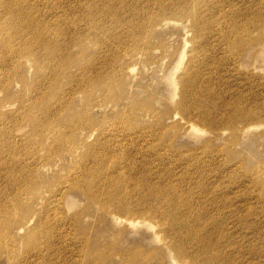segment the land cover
I'll return each instance as SVG.
<instances>
[{"label":"rangeland","instance_id":"obj_1","mask_svg":"<svg viewBox=\"0 0 264 264\" xmlns=\"http://www.w3.org/2000/svg\"><path fill=\"white\" fill-rule=\"evenodd\" d=\"M82 1L81 0H22L21 2V0H0V10L3 9L2 11H11L13 9H16L20 3L21 4L23 3L22 4L23 6H25L24 4H26V6H28L27 8L29 11L34 10L33 13L36 15L37 18L44 19L50 23L52 30L54 29V32L58 33V36H56V38L58 39L59 36L64 33V31L67 32V37L69 35L73 36L70 44L72 45L70 47V53H69L70 56L68 57L70 62L67 65V67L63 69V70L66 69L69 70L70 75L67 78L65 77L59 78V76L53 78L52 81L54 83L57 84L59 82L60 84L61 83L63 84L62 86H59V89L61 88V90L59 89L56 90L57 93L55 98L53 99V103L49 104L51 105L50 110H48V107L46 105L40 102L41 100L36 101L38 100L37 98L39 97L38 95L39 93L37 94L36 92L38 91L40 85L39 82L35 81L34 79L35 70L29 71L28 68L25 66L23 69L20 70L19 74H13L12 73L14 69L13 65L16 62V58L12 56V54L14 55V53L7 52V54H10L7 55L5 52L6 54L5 59L7 60V64L5 65L6 69L0 70V80H5V82L8 83L9 75H11L12 79L11 78L10 79L12 81L10 82L11 84L8 83L9 87H6V89L7 88L9 89L7 91L0 90V98L4 99L3 101H1L3 102V105L0 104V113L2 110L3 112H7V113L11 111L12 112L15 111L14 114L16 116L13 119H8V120L0 119V142L5 143L6 140H11L12 142V139L18 141L19 143L22 142L24 148H21L19 146L17 148L19 152L22 151L33 152L34 148L36 147L37 148L40 147L43 150L48 149L44 145L46 141L45 136L53 128L47 130V129H43L42 127L39 131H36L38 128L35 125L36 117L32 119L33 114H30L29 116L24 114V116H21L22 113L18 112L19 111L18 108L22 103L21 101L25 102L23 103V105L25 106L30 105L31 109L33 108L32 112L37 111L38 109L37 106L41 105L42 109L51 111V113L48 114V116L51 119L54 118L53 122L60 123L64 126H66L67 124L69 125L72 122H75L76 116L79 113H83L85 116L88 117L85 118L89 120L86 123L83 124L80 123V125H87L91 127L95 126V128H98L99 131L101 128V132L103 133L101 134L102 138L100 140L102 141V143L105 141L107 146L108 144L112 145V147H110L111 151L109 152V154L115 159L114 158H113L114 160L112 159V162H110L111 165L108 169H109V173L110 172L113 173L110 174L111 177H109V179L107 178V176L105 178L104 176L106 175L105 174L106 171L102 169L101 166L97 167L99 169L101 168L102 170L101 169H100L101 171L98 170V173L96 174L97 179L95 178L91 185L92 193L94 195L90 197L87 195V192L85 191L88 187L87 179L89 178L90 180L92 176L87 177L86 175L83 174V172H81L80 175L75 180L76 185H79L80 183L81 185H79L74 189L69 190L70 192L69 196L71 198V202L66 204V198H63L61 195L66 190V184L63 181L68 180L69 177L67 178V175L69 174V169H72L71 177L74 173L80 172L82 170H80L79 167L78 168L74 167L76 162L71 158L68 157L65 159L62 158L60 160V166L55 168L47 167L45 168V171L41 170L40 171L41 173H39L38 175L39 178L37 180H36V176H32V175L28 176L26 180H21L19 178H16L14 180L13 179L2 180L0 178V191H1L0 199L9 200L10 198L18 197V196H21L23 198V193L25 197L27 195L29 196L32 194L33 190L29 193L27 192L33 187H35L36 182H39V185H41L42 192H46V190L50 188H55L56 190L60 189L56 193V197H55L56 198L55 202L57 200L59 201V208L56 210V214L62 219V221L63 219L69 221L70 224L69 230L68 232L65 230L66 225H63L61 220L54 221L56 224L58 223L57 225L54 226L56 228L57 226H59V228L56 229V233L61 230V233L65 235L62 236L61 238L58 237L57 238L58 240L56 239L57 241L55 242L52 241L53 244L46 242L47 241L46 239L41 240V245L43 246V248H46L47 246L51 245L49 250L50 251L52 250L51 251L52 253L55 254L58 251V249L61 251L60 256L59 254L57 255V257L59 256L58 258L61 261L59 259H58V262L60 261L59 263L57 261L56 262L53 261L54 264H61V263L64 264L68 259L69 261H67L65 264H70V262L72 264H81V258L83 256L85 257L86 260L85 264H99V263L101 264L103 260H104L103 261L104 264H127V261L131 262L135 260L138 261L141 260L142 262L144 261L146 262V264H161L159 260L164 261L163 264H173L171 258L167 255L166 252H164L165 249L168 248L164 247L161 241V238H164L167 235L171 237V235H169L166 231L161 233L159 227L149 229L148 227L143 226L141 224H138V226L133 227L125 222L128 217H135V216H142V218H148L152 222H155L158 219H156L154 216H150L149 213L139 215L137 213L127 214L124 212H118L112 204L111 205L107 204L109 202L107 196H105V198L104 197L102 198L104 191H102L101 188H103L104 190L106 189L105 192L110 191L114 187V184L115 183L118 184L117 181L121 180V178H123L125 175V177L122 179V183L120 184L122 186L121 187L122 190H120V192L118 193V197H122V195H125L128 192H130V188H131L132 190L131 195L134 196L131 197H133L134 200H139L141 196L140 199L144 198V200L148 201L149 197L151 200V195L149 194L148 189L146 188L149 187L151 184L152 185L161 184L160 186H165L164 188H168V189H171L172 186L177 184L180 187L179 188L180 194L184 197V199L188 196V194H189L188 196L189 198L187 197V200L190 199L192 200V198L194 199L195 197V199L192 200L193 203L195 204L194 205L195 208L191 212L190 216L196 218L197 214L199 213V209L203 206L199 198L200 195L199 196L196 195L195 194L196 192L192 191V189H194L193 188L194 186L195 188H197L196 187L197 183L201 185L202 182L200 180L204 179V173L202 172L203 163L199 167L195 168L194 165H192L193 164L192 160L191 159L188 160L187 156L189 154L194 155L195 153L202 152V148L199 149L198 148L199 146L197 145L204 142L206 143L207 141L211 140L212 143H211V149H209L210 150L209 153L213 154L214 161L207 159L208 162H206L204 165L209 164L210 166L208 165L207 167L212 170L214 169V172L217 174V178L215 182H211V184L210 182H208L209 184L207 182H206L207 184L205 183L204 184L207 185L208 187H210L213 184L214 185L218 184L217 186L219 188L218 191L219 196L216 195L217 196L216 199L218 198L217 201L218 204L210 203V205L212 204L210 208L212 207L214 210L212 208L211 209L208 208L209 211H207L206 209H202L203 211L202 210L200 211L202 214L200 213L198 214L197 222L199 223L196 226L197 229L195 231H197L196 233L199 235V236L197 235V237H199V244L201 243L200 245H202L203 247H205L208 244L207 247H205V253H203L202 256L208 258L209 255L211 257L210 264L212 263L217 264L218 263L217 261H219L218 264H227V263L229 264L230 262H231L230 264H233L232 262L238 264L239 261L240 262L242 261L243 264H247L248 262H249L248 264H251V262L252 264L253 263L257 264L258 262H259L258 264H264V178L256 180L254 177L250 176L252 174L255 175L256 172H258L259 170L264 171V116L259 117L260 120L257 117L258 119L254 118L252 121H250L249 123L250 124L252 123V127L257 126V128L250 129L247 133L242 134L241 135L242 137L241 136L239 137L237 135L236 138L237 142L234 141L232 135L228 136V133L225 135H220L217 138H215V136L214 138H212V135L208 129L207 131L189 132L187 131V129H185V127L181 126L183 124L182 122L183 117L181 116L180 112H179L180 114H177L178 110L176 104L177 101L180 100V95L178 93L175 94L174 92L169 97L170 91L173 90V86H170V83L174 82L178 84L183 76V75L181 76L182 70H180V63L178 62V54L184 48H186V51L188 50L187 49L189 47L188 44L191 42L195 34L193 33L195 27L193 26V21H192L194 19L193 18L194 16H192L193 14L192 9H199L200 21H206L207 24H209L208 26H210L211 28L215 26L214 28L216 33L219 32V29L222 27L221 25H223V27L226 28L225 30L223 27L221 28L222 33L231 31L233 28V27L230 28L229 26L231 21H233L231 22L233 25L236 24V27L242 25V27L245 28L249 27V29L252 30L253 34L249 36V39L245 37L246 40H248L249 42L247 46H244L245 49H242L240 51L238 50V48H236L234 44L231 45L226 44L231 49L230 54H232L233 56L234 54H238L237 63L240 62V66L238 67L237 63L235 65L230 60L225 62L227 57L222 56L223 52H221V55H219V59L221 61L220 71L222 73L219 72L217 74V72H215L214 74L209 76H216L218 79L217 82L218 85L220 83L222 84L226 83V85L229 86L231 85L232 86V87L230 86L231 90L229 88L230 93L233 92L232 94H237V95L245 94V96L248 99L247 105L252 104L250 99V97H252L251 95H257V94H259L257 95V97L262 99V100L260 99L261 103L264 104V100H263L264 98V44H263L264 43V0H234V1L233 0H125L127 3H125L122 0L121 5H118L120 4V0H98V1L82 0ZM26 2H29L30 4ZM124 3L127 4V6ZM105 4L107 5V7L105 8L102 7V6H106ZM169 6L177 7V9H180V11L182 7H185L186 10L184 12L182 11L177 12V10H174L173 12L167 14H160L162 10L165 11V8ZM229 6L231 7V9L229 8L227 9V7ZM96 8L98 10H96ZM225 8H226L225 10L226 12L222 11ZM67 9L69 11H67ZM82 9H84V11H82ZM99 9L102 11H100ZM103 9H105V11ZM53 10L58 11L59 15L55 16L54 15L55 12H53ZM120 10L122 12H120ZM227 10L229 11L228 13ZM66 11L67 13L64 14ZM229 13H233V14L231 15ZM243 13L245 15H242ZM142 15H144L145 20L142 19L143 21H138V18H142ZM152 15L156 19L151 23H149V21H151V18L153 17ZM237 15L239 16L241 15L242 18L241 17L239 18V16ZM245 17L247 20L245 19ZM161 18L163 19L161 20ZM135 19L136 22L138 21L137 24L132 22ZM225 19H227L228 22L230 19V22L229 23L225 22L226 21ZM240 19L244 21V24H241ZM87 21H88V25L85 26L84 22ZM159 21L161 22L157 24ZM166 21L167 23H165ZM220 21L224 22V24H222ZM237 22H239L240 24ZM125 31L131 34L130 36L132 38L121 37V36H126ZM141 41L145 42L146 46H151V50L149 54L143 53L141 55V59L140 57L136 58L137 62L135 59L134 60L130 59V61L128 62L135 64L134 66L135 69L132 71H128L129 74H127V72L124 74L123 69L117 67L118 65L115 63V60H117L118 58H122V56L119 54L120 51L119 48H121V46L128 47L130 49V52H136L140 50L139 44ZM74 42L75 45L73 44ZM185 43H187V46H185ZM109 44L111 45L113 44L111 46L113 47L112 52L104 51L105 47H107ZM258 54L260 55V57H255ZM251 57H255V59L253 60ZM248 59L251 60L248 61ZM57 64L58 63L55 62L53 65H57ZM60 67L63 66L60 65ZM19 75L22 76V79L21 76ZM86 82L88 85H90L88 87L89 90L91 89L89 93H82V94L79 93L75 96L70 95L71 89L73 88L78 89L77 85H81ZM103 82L112 84V87L110 86L111 89L107 88V90H105V86L100 84ZM229 82L232 84H229ZM65 84H67L66 86L70 84L72 86H69L67 88ZM234 86H238V87L240 86L239 87L240 89ZM241 89L242 91H240ZM46 92L47 94L49 93L48 89L46 90ZM174 103L175 106L173 107ZM84 104H85V109L82 108ZM147 106L155 109L154 113H156V116L154 115V113L152 114L144 110ZM57 107L62 108V110L58 112L57 116H55L54 114H52V111ZM261 110L263 111L264 108L262 107ZM163 114H165L164 119L158 120ZM190 119L194 120V122L198 121L197 118L195 119L190 118ZM253 122L256 123L254 124ZM197 123L200 124L202 123L201 126L203 127L205 126L203 122L198 121ZM242 123L245 125V123L247 124V121L245 122L240 121V123L238 122V128H242L244 126ZM175 125H179L180 128L178 130L175 129L174 127ZM64 126H62L61 128H64ZM17 128H20L18 132H17ZM74 128H76V126ZM151 129H153L152 131L155 130L156 132L159 130L163 131L164 133L163 140L172 139L173 141L174 139V144H176L174 146V150L177 153V155H183V158H178V156L176 155L172 156L169 154L166 156V150H165L166 148L160 147L158 143L156 144L158 148V151L156 153L148 152L149 144L147 145L143 144V136L141 135L139 138H136V135L139 133V131L151 130ZM228 131L230 132L231 130ZM18 133H20V135L23 136L22 141L18 139L16 140L15 137L13 136V135L15 136L18 135ZM238 133H241V131H239ZM78 138L79 136L76 135V140H78ZM97 139H99L98 135H93V137L91 138L92 141ZM149 139L151 140L152 137L148 138V140ZM155 142H157V140L153 141L154 144ZM181 145L184 146V148L177 149ZM84 149L86 151V148ZM0 153L1 154L6 153L5 150H1V146H0ZM127 153L128 154L131 153L129 154L131 157ZM161 156L165 158L164 159L158 158ZM132 157L133 160L135 159L137 160L132 162L131 161L132 159L130 160L128 159ZM147 157H149V159ZM154 157L156 161L154 160ZM176 158H178V161H176ZM125 161H126L125 163L126 165L124 164ZM216 161L217 163L218 162L219 163L216 164ZM177 162L183 165H179ZM135 163L138 164L136 165ZM147 163L149 164V166H147L148 165ZM163 163L165 165H162ZM25 164L26 163H24L23 165H19L20 168L22 167H23L22 169L26 168ZM129 164L131 166L130 167L131 170L128 167ZM144 164L147 167H144ZM221 165H223V167ZM137 166L140 168H138ZM153 166H155V169L159 168L158 169L159 171L157 169L154 170ZM161 166L163 167L165 166L166 169L164 167L163 170V167ZM236 166L239 167L238 170H236L237 169ZM82 167H84V165ZM146 168L147 169L151 168L150 170L148 169L150 173L148 171V173L146 172V174H144V171L145 170L147 171ZM172 168L174 169L175 172L173 171ZM121 169L124 171H122ZM125 169L128 171H126ZM167 169L170 170L168 171ZM215 169L217 170L215 171ZM136 170L137 171L139 170L138 172L140 174ZM171 170L174 175L171 173ZM179 170L182 171L180 172ZM164 171L166 172L167 175L164 174L165 173ZM197 171H199L200 176H198ZM228 171H231L232 173L231 172L229 173ZM235 171H237L238 174ZM95 172L96 170L94 171V174ZM131 172L132 173L136 172V174L133 173V175H136L135 178L133 177ZM151 172L154 173L152 174ZM169 172L171 174H169ZM181 173H183V176L181 175ZM162 174L165 175V177ZM146 175L150 176L151 178H148ZM157 175L158 177L155 178ZM102 176L104 177L103 179H106L109 182L105 180L103 181V183H101ZM171 176L173 177L175 176V177L173 178ZM245 176L247 177V180ZM182 177H184V179ZM228 177L232 180H230ZM248 177L250 179H248ZM129 178H131L132 180H130ZM166 178L168 180H165ZM193 178L196 180H193ZM197 178L199 180H197ZM223 178L227 179V180L225 179L226 182H223L224 181ZM112 179H116L115 183L114 181H112ZM134 179H136V181ZM217 179L221 181V183L220 182L217 183ZM228 179L230 180V182L228 181ZM127 180L128 182L126 183ZM138 180H140V182ZM158 180H160L161 182L159 183ZM141 181L147 184H144ZM162 181H164L165 183ZM168 182L169 184H167ZM174 182H176V184ZM99 183L102 184L101 188ZM134 184H135L134 187H136L135 189L133 187ZM139 184L146 185V187L141 185L139 186ZM27 187L29 188L28 190H26ZM84 187L86 189H84ZM226 187H229V189ZM235 187L238 188L237 191H239V193L235 192L236 190L233 191L234 189H236ZM230 188L233 189L230 190ZM240 188L243 189L240 190ZM139 191L140 193L141 191L144 193H141L140 195ZM223 191H225V193ZM227 191L229 192L228 193L229 196L227 194ZM69 192L66 191V193ZM193 193L196 196H194ZM142 194H144V196ZM226 194L227 196H225L224 199V195ZM191 195L193 196L191 197ZM208 195L206 196L210 198L212 197L215 198V196L212 194H208ZM232 195L236 197L234 198V196ZM135 196L138 197V199L135 198ZM239 196L241 198H238L237 201H235V199ZM245 198L248 199L247 200L248 203L245 202L246 201ZM24 200L25 198H23L22 201L21 200H17V201L18 204L21 203L22 209H27V207L29 206L28 204L22 206ZM32 200L33 199H30L28 202H31ZM195 200L196 201L198 200V202H194ZM231 201L234 202L236 206H234ZM219 202H222V204L225 202L224 204L225 206L222 204L220 205ZM6 203H8V201H6ZM9 204H11V202ZM196 204L198 205V207L196 206ZM199 204L201 205L199 206ZM227 204L228 206H226ZM230 204H232L233 206L232 205L230 206ZM184 207L185 206L182 205L181 209H184ZM218 207L220 209H218ZM232 208H234L233 210L235 211H233ZM204 210L207 212L205 213ZM229 211H231L232 215L237 212V215L234 214L233 216H231V214H229ZM203 213L205 214L209 213L207 216L209 219L206 218V215ZM220 214L221 215L224 214L223 215L224 217L220 216ZM242 214H244L245 216L244 215L242 216ZM215 217L217 219H215ZM226 218H228V221H226L227 220ZM216 220H218V222ZM219 221L222 222V224ZM206 224H208V226ZM213 224L216 227H214ZM167 225L169 226V223ZM168 226H164V227L168 228ZM221 227L224 228L222 229ZM206 228H208V231ZM214 228L217 229L213 231L212 229ZM226 228L230 231V233H232L231 234L232 238L230 237V233L228 230H226ZM218 229L219 231H217ZM224 229L225 231H223ZM24 230L21 231L20 233H23ZM198 232H200L201 234ZM211 232L214 234V236ZM215 233L218 234L217 235L218 237L222 233L221 236L223 235V237H219V238L217 237L215 240V235H216ZM13 235H15L14 238L16 240L15 241L16 245H14L16 248V253L17 255H20L25 250L24 240L21 238V236H19L20 234H18V231H16L15 233L13 232ZM201 235L203 238H201ZM203 235L206 237L204 238ZM242 235L243 236L245 235V237H243ZM208 237L210 238L209 240ZM228 238L230 241H227ZM219 239H221L222 241L221 243ZM232 241L235 244L232 243ZM202 242L205 243L202 244ZM218 242L220 244H224L220 246V248L222 247L220 250L218 248L220 245ZM46 243H49L50 245ZM55 243H58L60 245L58 244L55 245ZM191 244L192 243L189 244L190 246L188 247V251L190 250L192 251L193 248L194 249L197 248ZM237 245L239 247H237ZM191 246L192 249H190ZM137 247L139 248V250L136 251L137 257L136 258L130 257L128 259L126 257V254L129 252L128 250ZM225 247H227L228 249ZM232 247L234 249H232ZM230 248L232 249V251ZM53 249H55V251H53ZM206 249L209 250L212 254H210V252L207 251ZM256 249H258V251L260 250L261 252L258 253ZM226 250L228 251L229 254L227 253ZM229 250L231 252H229ZM233 250L234 252H236L235 254L232 253ZM216 251L219 252L221 256ZM221 252L222 253L226 252V253L222 254ZM245 254L248 257H246ZM252 254H254L253 255L254 258H258L255 259L258 262L252 261V259H254ZM163 255L165 256V258L163 257ZM259 255L261 258H259ZM238 256H240L241 258ZM180 259L183 260V258ZM212 260L213 261L217 260V261L212 262ZM45 261H46L45 264H47L48 263L47 260ZM42 262L44 263L43 259L34 263L43 264ZM53 262L49 261L50 264H53ZM0 264H7V261L1 260Z\"/></svg>","mask_w":264,"mask_h":264},{"label":"bare ground","instance_id":"obj_2","mask_svg":"<svg viewBox=\"0 0 264 264\" xmlns=\"http://www.w3.org/2000/svg\"><path fill=\"white\" fill-rule=\"evenodd\" d=\"M121 1L122 0H120V4H118V5H121V3H122ZM123 1L125 3H127L125 0H123ZM21 2H22V0H21ZM227 2H229V1H227ZM26 3H29V2H26ZM22 4L20 3L16 9H13L11 11H2L3 9L0 10V70L6 69L5 65L7 64V60L5 58H6L7 52L14 53V55L12 54V56L14 58H16V62L13 65L14 69H13L12 73L13 74H19L20 70L23 69L25 66L28 68L29 71L35 70V75H34L35 78L34 79H35V81H38L39 85H40L38 88V91L36 92L37 94L39 93L38 94L39 97L37 98L38 100H36V101L41 100L40 102L43 103L44 105H46L48 107V110H50L51 105H49V104L53 103V99L55 98L56 93H57L56 90L59 89V86H62V84H63V83L60 84L59 82L57 84L54 83L52 81L53 78L57 77V76H59V78H61V77L67 78L70 75L69 70H67V69L63 70V69L66 68L70 62L68 57L70 56L69 55L70 47L72 46L70 44H71V40H72L73 36L69 35L67 37V32L64 31V33L59 36V39L56 38V36H58V33L54 32V29L52 30L50 23L44 19L37 18L36 15L33 13L34 10L29 11L27 8L28 6H26V4H24L25 6H23ZM229 4H231V3H229ZM125 5L127 6V4H125ZM30 6H32V5H30ZM212 6H210V7H212ZM102 7L105 8V7H107V5L102 6ZM118 8H117V10H118ZM228 8L231 9L230 6L227 7V9ZM106 9H108V8H106ZM131 9H132V7H131ZM57 10H59V9H57ZM96 10H98V9L96 8ZM103 10L105 11V9H103ZM174 10H177V12H181V11L184 12L186 9H185V7H182V9L180 11V9H177V7L169 6V7L165 8V11L162 10L160 12V14H167V13L173 12ZM225 10H226V8L222 11H225ZM67 11H69V10L67 9ZM67 11L64 14H66ZM82 11H84V9H82ZM100 11H102V10H100ZM104 11H103V13H104ZM53 12H55L54 13L55 16L59 15L58 11L53 10ZM80 12H81V10H80ZM120 12H122V11L120 10ZM218 12H220V11H218ZM228 12L229 11L227 10V13ZM106 13H107V11H106ZM192 13H193L192 16H194L193 17L194 19L192 20L193 26L195 27V30L193 33H195V34H194L191 42L188 44V46H189L187 48L188 50L186 51V48H184L178 54V62L180 63V70H182L181 76L182 75L183 76H182V79L180 80V82L178 84H176L174 82L170 83V86H173V90L170 91L169 97L174 92H175V94L178 93L180 95V100L177 101V103H176L177 104V110H178L177 114L181 113V116L183 117L182 118L183 124L181 126L185 127V129H187V131L199 132V131H207V129H208L212 135V138H214V136H215V138H217L220 135H225L228 133V136L232 135V138L234 139V141L237 142V140H236L237 135L240 137L242 134L247 133L250 129L257 128V126L252 127V123L250 124L249 122L252 121L254 118H257V117L259 118V117L264 116V110L263 111L261 110L262 107L264 108V104L261 103V101H260L261 98L257 97V95H259V94H257V95H251L252 97H250V99H251L252 104L247 105L248 99L245 96V94L244 95L243 94L237 95V94H232L233 92L230 93L229 88L231 85L229 86V85H226V83L222 84L220 82H219L220 84L218 85L217 77L216 76H209V75H212L215 72H217V74L219 72L222 73L220 71L221 70V61L219 59V55H221V52H223L222 56L227 57L225 62L230 60L231 62H233L236 65L237 59H238V54H234V56L232 54H230L231 49L226 44H229V45L234 44L236 46V48H238V50L241 51L242 49H245L244 46H247L249 44V42H248V40H246V38L249 39V36L252 35L253 32H252V30L249 29V27L245 28V27H242V25H239L241 27H239V26L236 27V24L233 25L231 23L233 21L230 22V19H229V22H230L229 26H230V28L233 27L232 30L229 32L222 33L221 28L223 27V25H221L222 27L220 29L218 28L219 32L216 33L215 28H214L215 26L214 27L212 26L213 28H211L210 26H208L209 24H207L206 21H200L199 9H192ZM227 13H225V14H227ZM233 13H229V14L232 15ZM196 14H198V15H196ZM210 14H211V11H210ZM212 14H214V13H212ZM214 15H216V14H214ZM242 15H245V14L243 13ZM237 16H239V15H237ZM237 16H235V17H237ZM240 17H241V15L239 16V18ZM142 19L145 20L144 15H142V18H138V21H143ZM155 19L156 18L153 16L151 18V21H149V23H151ZM162 19L163 18H161V20ZM245 19H246V17H245ZM225 20H224L225 22H228L227 19H225ZM232 20H234V19H232ZM222 21H220V22L222 24H224V22H222ZM132 22L137 24L136 19ZM160 22L161 21H159L157 24H159ZM165 23H167V21ZM237 23H239V22H237ZM84 24H85V26H87L88 21L84 22ZM241 24H244V21L241 20ZM59 29H61V28H59ZM225 29L226 28H224V30ZM130 35L131 34L126 32V36H121V37L132 38ZM73 44L75 45V42ZM112 45L109 44L107 47H105L104 51H109V52L111 51L112 52V49H113V47H111ZM136 45H138V44H136ZM139 45H140V47H139L140 50L136 51V52H130V49L128 47H122L121 46V48H119L120 49L119 54L122 56V58H118L117 60H115V63L118 65L117 67H120L123 69L124 74L126 72H127V74H129L128 71H132L135 69L134 68L135 64L128 62V61H130V59H133V60L135 59L137 62L136 58L140 57V59H141V55L143 53L149 54V52L151 50V46H146V43L142 42V41L140 42ZM132 46H133V44H132ZM185 46H187V43H185ZM185 51H186V53H185ZM5 52H6V54H5ZM7 55H10V54H7ZM255 57H260V55L258 54ZM255 57H251V58L254 60ZM249 60H251V59H248V61ZM223 61H224V59H223ZM55 62H57L58 64L53 65ZM59 64L62 65L63 67H60ZM237 66L238 67L240 66V62L237 63ZM227 68H228V65H227ZM169 72H171V71H169ZM19 76H21V75H19ZM10 78H11V75H9V79H8L9 82L8 83H10L12 81L11 80L12 78L11 79ZM21 79H22V76H21ZM228 81H229V79H228ZM8 83H6L5 80H0V90L7 91L9 89V88L6 89V87H9ZM100 84L105 86V90H107V88L111 89V87H112V84H109V83L103 82ZM229 84H232V83L229 82ZM66 85L67 84H65V86ZM69 86H72V85L70 84L66 87L68 88ZM89 86L90 85H88L87 82L84 84H81V85H77L78 89H76V88L71 89L70 95L75 96L79 93H81V94L82 93H89L91 90V89L90 90L88 89ZM234 87H238V86H234ZM239 87H238V89H240ZM47 89L49 92L48 94L46 92ZM242 89L240 91H242ZM59 90H61V88ZM230 90H231V88H230ZM240 91H239V93H240ZM40 93H41V95H40ZM3 100L4 99L0 98V104L1 105H3V102H1ZM263 100H264V98H263ZM21 102L22 103H21L20 107L18 108L19 109L18 112L22 113L21 116H24V114L28 115V116L30 114H33L32 119H34L36 117L35 125H36V127H38L36 131H39L42 127H43V129H47V130L53 128L45 136L46 141H45L44 145L48 149L43 150L40 147H38V148L36 147V148H34L33 152H28V151L19 152L17 149L19 146L21 148H24V145L22 144V142L19 143L18 141H15L14 139H12L13 143L11 142V140H6L5 143L0 142L1 143V145H0L1 150H5V152H6V153L1 154L2 153V151H1V153H0V178L2 180L3 179H7V180L13 179L14 180L16 178H19L21 180H26V178L28 176L32 175V176H36V180H37L39 178L38 175H39V173H41L40 172L41 170L45 171V168H47V167H49V168L58 167V166H60V160L62 158L65 159L68 157V158H71L72 160H74L76 162L74 167H77V168L79 167L80 170H82V171L79 170L80 172L74 173L71 177L72 169H69V174L67 175V178L68 177L69 178H68V180L63 181L66 184V190L61 195L63 198H66V204L71 202V198L69 196V194H70L69 190L74 189V188L78 187L79 185H81V183L79 185L75 184L76 183L75 180L80 175L81 172H83V174L86 175L87 177L92 176V178L90 180H89V178L87 179L88 187H87V189L84 187V189H86L85 192H87L88 196H90V197L93 196L94 194L92 193L91 185H92L94 179L96 178V174L98 173V170L101 169V168L99 169L97 167L101 166L102 169H104L106 171L105 172L106 175L104 176L105 178L107 176V178L109 179V177H111L110 174L113 173V172L109 173V169H108L111 165L110 162H112V159L114 158L109 154V152L111 151L110 147H112V145L108 144V146H107L105 141L102 143V141L100 140L102 138L101 134L103 133V132H101V128L99 131L98 128H95V126L91 127V126H87V125H80V123L83 124L89 120V119H86L88 117L85 116L83 113H79L76 116L75 122H72L69 125L67 124L66 126H64L60 123L53 122L54 118L51 119L48 116V114H50L51 111H48L46 109H42L41 105L37 106V108H38L37 111L32 112L33 108L31 109L30 105L25 106V105H23V103H25V102L24 101H21ZM174 106H175V103H174L173 107ZM82 108L85 109V104ZM61 110H62V108L57 107L52 111V114L57 116L58 112H60ZM144 110L146 112H150L153 114L155 109L147 106ZM14 113H15V111L14 112L11 111V112L7 113V112H3V110H2L0 113V119L1 120L2 119H7V120L13 119L16 116ZM154 115L156 116V113H154ZM185 116L188 118H186ZM164 117H165V114H163L158 120L164 119ZM190 118H194V119L197 118L198 121L204 123L205 128L203 126H201L202 123L201 124L197 123L198 122L197 120H196L197 122H194V120H192ZM259 120H260V118H259ZM240 121H243V122L247 121V124L245 123V125H244L242 123L244 126L241 125L243 127L238 128V122L240 123ZM62 126H64V128H61ZM75 126H76V128H74ZM174 127L177 130L180 128L179 125H175ZM19 129L20 128H17V132L19 131ZM152 130L153 129L142 130V131H139V133L136 135V138H139L142 135L143 136V144H145V145L149 144L148 145V152H155L156 153L158 151L156 144L158 143V145L160 147L166 148L165 149L166 150V156L169 154L172 156L176 155V156H178V158H183V155H177V153L174 150V146L176 145V144H174V139H173V141H172V139L171 140H163V138H164L163 131L159 130L156 132L155 130L154 131H152ZM228 130H231V131L229 132ZM239 131H241V133H238ZM76 135L79 136L78 140H76ZM93 135H98L99 139L92 141L91 138L93 137ZM13 136L15 137L16 140L17 139L20 141L23 140V136H21L20 133H18V135H16V136L15 135H13ZM150 137H152V139L148 140V138H150ZM155 140H157V142H155V144H154L153 141H155ZM211 143H212V141L209 140L206 143L204 142V143L197 145V146H199L198 147L199 149L202 148V152L195 153L194 155L189 154L187 156L188 160H190V159L192 160V163H193L192 165H194L195 168L199 167L203 163L202 164V172L204 173V179L200 180L202 182L201 185L198 184L196 181V183H197L196 187L197 188H195V186H194L193 187L194 189H192V191L196 192L195 193L196 195H198V196L200 195L199 198H200L201 204L203 206L199 209L200 214H202L200 212L202 209H206L207 211H209L208 208L209 209L212 208V207L210 208V206L212 205V204L210 205V203H217L218 204V202H217L218 198L216 199V197L219 196V193H218L219 188L217 186L218 184L214 185L212 183L213 185H211L210 187L205 185L208 182H210V184H211V182H215V180L217 178V174L214 172V169L213 170L209 169L207 167L209 164L204 165L206 162H208L207 159L214 161L213 154L209 153L210 152L209 149H211ZM84 148H86V151ZM181 148H184V146L181 145L177 149H181ZM83 149H84V151H83ZM214 151H215V149H214ZM129 154H131V153H129ZM161 155H163V154H161ZM224 155H226V154H224ZM136 157H138V156H136ZM147 158L149 159V157H147ZM158 158L164 159L165 157L161 156ZM178 158H176V161H178ZM128 159L129 160L132 159L131 160L132 162L137 160V159L133 160V157L128 158ZM129 160H126V161H129ZM154 160H155V157H154ZM126 161L124 162V164L126 163ZM165 161H167V160H165ZM120 162H122V161H120ZM148 162H149V160H148ZM24 163H26L25 164L26 168H24V169H22L23 167L20 168L19 165H23ZM151 163H154V162H151ZM218 163L216 161V164H218ZM124 164H123V167H124ZM127 164H128V162H127ZM155 164H156V162H155ZM174 164H176V163H174ZM83 165H84V167H82ZM152 165H154V164H152ZM162 165H165V164L163 163ZM179 165H183V164H179ZM139 166H140V164H139ZM147 166H149V164ZM147 166L144 164V167H147ZM185 166H187V165H185ZM221 166L223 167V165H221ZM128 167L130 169V167H131L130 164ZM153 167H154V170L157 169V168L155 169V166H153ZM156 167H158V166H156ZM161 167H163V166H161ZM164 167H163V170H164ZM211 167H212V165H211ZM219 167H220V165H219ZM91 168H92V170H91ZM138 168H140V167H138ZM168 168H170V167H168ZM236 168H237L236 170H238L239 167L236 166ZM76 169H75V171H76ZM126 169H127V167H126ZM148 169L150 170L151 168H148ZM148 169H147V171L146 170L144 171V174H146V172L148 173V171H149ZM165 169H166V167H165ZM185 169H187V168H185ZM200 169H201V167H200ZM95 170H96V172L94 174ZM188 170H189V168H188ZM216 170L217 169H215V171ZM221 170H222V168H221ZM122 171H124V170H122ZM126 171H128V170H126ZM173 171H174V169H173ZM197 172H198L197 173L198 176H200L199 171H197ZM228 172L230 173L231 171H228ZM235 172L238 174L237 171H235ZM258 172H260V173H258ZM258 172H256L255 175L252 174L250 176L254 177L256 180L264 178V171L259 170ZM133 173H132V175H133ZM149 173H150V171H149ZM171 173H172V170H171ZM171 173L169 172V174H171ZM183 173H181L182 176H183ZM134 174H136V172ZM139 174H137V175H139ZM164 174H166V172ZM177 175H179V174H177ZM135 176L136 175H133L134 178H135ZM163 176L165 177V175H163ZM104 177L102 176V182L101 183H103V181L106 180V179H103ZM124 177H125V175H124ZM147 177L151 178L150 176H147ZM147 177H145V178H147ZM157 177H158V175L155 178H157ZM164 177H162V178H164ZM171 177H173V176H171ZM123 178H121V180L117 181L118 184L115 183L116 179H112V181H114L115 184H114V187L108 192H105L106 189L104 190L103 188H101L102 184L99 183L100 188L102 189V191H104L102 198L103 197L105 198V196H107V199L109 200V202L107 204H109V205L112 204L118 212H124L127 214L137 213L139 215L149 213L150 216H154L156 219H158L157 221L152 222L148 218H142V216L128 217L125 221L128 225L136 227V226H138V224H141L143 226L148 227L149 229L159 227L161 233L166 231L169 235H171L172 239L170 236L167 235L164 238H161V241L163 243V246L167 247L170 250L169 251L168 249H165L164 252H166L167 255L171 258V260L173 261V264H210L211 257L208 254H207L208 258L202 256L203 253H205V247H207L208 244L205 247L200 245L201 243L199 244V237H197L198 234L196 233L197 231H195L197 229L196 226L199 223V222H197L199 213L197 214L196 218H194L193 216H190L191 212L195 208L194 207L195 204L192 201L195 199V197H194V199L192 198V200L191 199L187 200V197L189 196V194H188V196L184 199V197L180 194V191H179L180 187L176 184V182H174V183L177 186L173 184L174 186H172L171 189L164 188L165 186H160L161 184H158V183H157L158 185H154V184L152 185L150 183L152 186L150 185L149 187L146 188V189H148V192L151 195V200L149 197L148 201L144 200V198L140 199L141 196H140L139 200H142V201L134 200V198H133L134 196L131 195V193H132L131 188H130V192H128V193L126 192L127 194L122 195V197H118V193L120 192V190H122V188H121L122 186L120 184L122 183ZM145 178H144V181H145ZM167 178L165 180H168ZM182 178L184 179V177H182ZM185 178H187V177H185ZM194 178H193V180H196ZM245 178L247 180L246 176H245ZM129 179L132 180L131 178H129ZM137 179H138V176H137ZM159 179H160V176H159ZM180 179H181V177H180ZM223 179H224L223 182H226L225 181L226 178H223ZM229 179H228V181L230 182V180H232V179H230V180ZM248 179H250V178L248 177ZM134 180L136 181V179H134ZM178 180H177V183H178ZM197 180H199V179L197 178ZM100 181H101V179H100ZM138 181L140 182V180H138ZM147 181H148V179H147ZM164 181H162V182H164ZM33 182H35V181H33ZM107 182H109V181H107ZM127 182H128V180L126 181V183ZM141 182H143V181H141ZM158 182L160 183L161 181L158 180ZM169 182H170V180H169ZM169 182L167 184H169ZM219 182L221 183V181H219L217 179V183H219ZM106 184H108V183H106ZM144 184H147V183H144ZM126 185H124V186H126ZM140 185L141 184H139V186ZM134 186H135V184L133 185V187ZM141 186L146 187V185H141ZM129 187H128V189H129ZM229 187H226V188L229 189ZM135 188L136 187H134V189ZM238 188H239V186H238ZM238 188L234 189L233 191L236 190L235 192L239 193V191H237ZM28 189L29 188L27 187L26 190H28ZM231 189H233V188H230V190ZM241 189H243V188H240V190ZM59 190L60 189L56 190L55 188H50V189H47L46 192H42L41 185H39V182H36L35 187H33L32 189H30L27 192V193H29L32 191L31 195H29V196L27 195L25 197L24 193H23V198H25V200L23 201L22 206L28 204L29 206L27 207V209H22L21 203L18 204L17 200L22 201V199H23L21 196L13 197V198H10L9 200H1L0 199V261L5 260V261H7V264H32V263L35 264L36 262H38L41 259L44 260V263L42 262L43 264L46 263L45 260H47V262H48L47 264L51 263V262L49 263V261H52V262L57 261L58 262V259H59L58 257L60 256L61 251L59 249L57 251V249H56L57 252L55 254L52 253L51 252L52 250L51 251L49 250V248L51 246L49 243H52V241L55 242L58 240L57 239L58 237L61 238L62 236L65 235V234L61 233V230L56 233V229H58L59 226H57V228L54 226V225L58 224V223L56 224L54 221H57V220L62 221V219L56 214V210L59 208V201L57 200L55 202V199H56L55 197H56V193ZM66 191H68L69 193H66ZM225 191H223V192L225 193ZM124 192H121V193H124ZM220 192H221V190H220ZM100 193H101V191H100ZM141 193H144V192L141 191ZM141 193L139 191L140 195H141ZM228 193L229 192L227 191V194ZM182 194H184V193H182ZM185 194H187V193H185ZM195 194H194V196H196ZM208 194L214 195L215 198L212 197L213 198L212 199V198L208 197L209 196ZM227 194L224 195V199H225V196H227ZM142 195L144 196V194H142ZM206 195H208V196H206ZM234 195H232V196H234ZM131 196H133V197H131ZM192 196L193 195H191V197ZM228 196H229V194H228ZM235 197L236 196H234V198ZM135 198L138 199V197H136V196H135ZM230 198H232V197H230ZM238 198H241V197L240 196L237 197L235 199V201H237ZM30 199H33V200L31 202H28ZM245 200L244 201L246 203H248L247 202L248 199L245 198ZM6 201H8V203H6ZM10 202H11V204H9ZM194 202H198V200L197 201L195 200ZM201 204H199V206ZM219 204L221 205L222 202H219ZM224 204H225V202L222 205H224ZM232 204L234 206H236V204H234V202H232ZM232 204H230V206ZM182 205L185 206L184 209H181ZM196 206L198 207L197 204H196ZM226 206H228V204ZM234 208H232V210ZM21 209H22V211H21ZM218 209H220V208L218 207ZM224 210H223V212H224ZM207 211H205V213ZM233 211H235V210H233ZM240 212H238V213H240ZM205 213H203V214H205ZM208 214H205L206 218H208L207 217ZM229 214H231V211H229ZM234 214L237 215V212ZM187 215H189V216H187ZM223 215L220 214V216L224 217ZM233 215L231 214V216H233ZM243 215L244 214H242V216ZM218 216H219V214H218ZM199 218H200V216H199ZM231 218H233V217H231ZM201 219H203V218H201ZM215 219H217V218L215 217ZM220 219H221V217H220ZM223 219H225V218H223ZM226 219H227L226 221H228V218H226ZM199 221H201V220H199ZM216 221L218 222V220H216ZM167 222L169 223V226L167 225L168 224ZM209 222H210V220H209ZM220 223L222 224V222H220ZM62 224L66 225L65 230L68 232L69 227H70L69 221L63 219ZM206 225L208 226V224H206ZM164 226H168V228H165ZM209 226H211V225H209ZM214 227H216V226L214 225ZM24 229L26 230V232ZM206 229L208 231V228H206ZM215 229H217V228H214L212 230L214 231ZM23 230L25 233L24 232L20 233ZM226 230H228V229L226 228ZM16 231H18V234H20L19 236H21V238L24 240V243H25V250L20 255H17L16 248L14 246V245H16V243H15L16 240L14 238L15 235H13V232L15 233ZM217 231H219V229ZM220 231H221V229H220ZM223 231H225V229ZM198 233H200V232H198ZM229 233H230V231H229ZM215 234H216L215 235V240H216V238L218 237L217 236L218 234L217 233H215ZM221 234L219 237H223V235L221 236ZM231 234L232 233H230V237H231ZM213 236H214V234H213ZM227 236H229V235H227ZM205 237L206 236H204V238ZM209 237H208V240L210 239ZM243 237H245V235ZM201 238H203L202 235H201ZM43 239H46L47 240L46 242H49V243H46V244L50 245V246L46 247L47 249L43 248V246L41 245V240H43ZM211 239H212V237H211ZM221 239H219L220 243L222 242ZM226 239H227V237H226ZM226 239H225V241H226ZM61 241H62V239H61ZM212 241H214V240H212ZM227 241H230L229 238ZM190 243H192L191 245H193L194 247H197L196 249L193 248V250H192L193 253L191 250H190L191 252L188 251V247L190 246L189 245ZM203 243H205V242H202V244ZM218 243H216V244H218ZM232 243H234V242L232 241ZM43 244H44V241H43ZM56 244H58V243H55V245ZM216 244H215V247H216ZM237 244H238V242H237ZM58 245H60V244H58ZM199 245H200V247H199ZM222 245H224V244H220L219 247L217 246L219 248V250L222 248V247L220 248V246H222ZM227 245H228V243H227ZM57 247H59V246H57ZM227 247H225V248H227ZM237 247H239V246L237 245ZM190 249H192V246ZM232 249H234V248L232 247ZM232 249H231V251H232ZM237 249H235V250H237ZM138 250H139L138 247L129 249L128 250L129 252L126 254V257L128 259L130 257L136 258L137 257L136 251H138ZM256 250L258 253L261 252L260 250L258 251V249H256ZM53 251H55V249H53ZM207 251H209V250H207ZM231 251L229 250V252H231ZM62 252H64V251H62ZM170 252H172V253H170ZM216 252H213V253H216ZM243 252H244V250H243ZM257 252H256V254H257ZM206 253H208V252H206ZM217 253L219 254V252H217ZM227 253H228V251H227ZM232 253L235 254L236 252H234V250H233ZM58 254H59V256L57 257ZM172 254H174V255H172ZM210 254H212V253L210 252ZM164 255H163V257L165 258ZM245 255H244V257H245ZM253 255L254 254H252V256ZM240 256H238V257H240ZM160 257H161V255H160ZM246 257H248V256L246 255ZM180 258H183V260ZM218 258H216V259H218ZM223 258H224V256H223ZM253 258H254V256H253ZM259 258H261L260 255H259ZM225 259H227V258H225ZM255 259H258V258H254V259H252V261L258 262ZM214 260H215V257H214ZM237 260H239V259H237ZM67 261H69V259L66 260V262ZM103 261L101 262V264H104ZM159 261L161 264L164 263V261H162V260H159ZM216 261L212 260V262H216ZM227 261H229V260H227ZM217 262L219 263V261H217ZM85 263H86V260H85V257L83 256L81 258V264H85ZM128 263L129 264H146V262H144V261L142 262L141 260H139V261L135 260V261H131V262L127 261V264ZM232 263L235 264V262H232ZM239 263L243 264L242 261L241 262L239 261ZM53 264H54V262H53ZM70 264H72V263L70 262ZM212 264H215V263H212ZM251 264H252V262H251Z\"/></svg>","mask_w":264,"mask_h":264}]
</instances>
